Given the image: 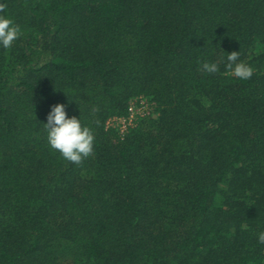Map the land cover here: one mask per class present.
I'll return each mask as SVG.
<instances>
[{"label": "trees", "instance_id": "16d2710c", "mask_svg": "<svg viewBox=\"0 0 264 264\" xmlns=\"http://www.w3.org/2000/svg\"><path fill=\"white\" fill-rule=\"evenodd\" d=\"M2 2L0 264H264V0ZM56 103L94 132L79 165L47 143Z\"/></svg>", "mask_w": 264, "mask_h": 264}, {"label": "clouds", "instance_id": "9594fccd", "mask_svg": "<svg viewBox=\"0 0 264 264\" xmlns=\"http://www.w3.org/2000/svg\"><path fill=\"white\" fill-rule=\"evenodd\" d=\"M6 4L0 0V48L11 50L14 42L22 36V28L4 9ZM226 56L225 69L241 81L252 78L253 67L241 60V52L231 51ZM203 71L217 73L219 65L215 62H204ZM44 129L46 140L51 149L60 153L61 157L79 165L90 157L94 151L95 135L91 127L84 124L77 116H69L66 106L56 103L50 107L46 116ZM258 242L264 244V232L258 233Z\"/></svg>", "mask_w": 264, "mask_h": 264}, {"label": "built area", "instance_id": "2783aa9c", "mask_svg": "<svg viewBox=\"0 0 264 264\" xmlns=\"http://www.w3.org/2000/svg\"><path fill=\"white\" fill-rule=\"evenodd\" d=\"M149 104L146 103L143 100H140L138 105L131 104L130 112L127 117H113L109 119L106 123V125H113L118 126L122 131L127 127L134 124V121L138 117H142L144 114H147L150 112Z\"/></svg>", "mask_w": 264, "mask_h": 264}]
</instances>
